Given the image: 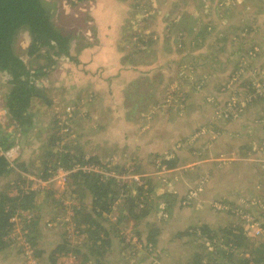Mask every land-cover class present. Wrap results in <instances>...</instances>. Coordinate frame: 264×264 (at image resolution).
<instances>
[{"label":"rangeland","instance_id":"obj_1","mask_svg":"<svg viewBox=\"0 0 264 264\" xmlns=\"http://www.w3.org/2000/svg\"><path fill=\"white\" fill-rule=\"evenodd\" d=\"M45 1L72 32V55L31 56L29 30L19 33L16 50L32 72L47 66L32 76L48 98L33 101L28 131L5 107L10 74L0 70V137L14 141L1 147L13 169L0 192L41 190L39 207L12 218L0 264H51L62 240L70 249L55 253L58 264H242L251 239L264 243V0ZM63 146L101 157L75 169L120 181L102 216L111 243L89 261L92 235L76 209L91 210L93 196L73 193L64 167L40 175ZM146 178L153 191L139 196ZM131 196L147 198L140 219L128 213ZM235 232L246 236L238 247Z\"/></svg>","mask_w":264,"mask_h":264},{"label":"trees","instance_id":"obj_2","mask_svg":"<svg viewBox=\"0 0 264 264\" xmlns=\"http://www.w3.org/2000/svg\"><path fill=\"white\" fill-rule=\"evenodd\" d=\"M22 29H28L31 34L32 40L28 47V53L31 56H43L42 50L44 48H47L56 57L61 55L71 56L73 35L71 31L56 25L52 8L45 0H0V70L7 71L10 74L9 82L11 83L4 103L11 119L23 131H28L34 123V112L31 110L33 101L36 98H48L46 87L37 83V77L32 78V76H39L47 66L42 65L37 67L35 72H32V69L17 52L15 44ZM49 61L50 64H53L55 59L49 56ZM47 101L51 100L47 99ZM13 143L14 141L11 142L9 136L0 137V177L8 174L13 169L10 159L3 153L1 147L7 149ZM88 154L85 150L79 152L77 148L63 146L62 150L57 152L49 151L46 159L42 160L43 167L40 170L41 177L48 179L59 167H64L71 171L68 174L70 176V178L68 176V182L73 193L83 190V194H85V190L88 189V193L93 196L91 210H87L83 205L78 206L77 209L75 206L76 213L79 216L77 223H79L81 231L90 232L92 235L90 238L92 240L91 251L85 255L84 261L91 260L93 253H103L111 243L110 232L103 223L102 216L106 211H110V202L118 197L119 192L115 187L120 182L114 175L109 176L88 168L75 169V166L81 163L83 165L102 164L101 157L97 153L87 156ZM55 156H57L56 159ZM165 161L167 167H173V162L170 160ZM20 166L28 170L22 163H20ZM153 187L151 180L146 178L144 183L138 185L139 196H145L146 192H152ZM40 191L39 189H20L15 194H10L6 190L0 192V248H4L5 245L11 243V238H7V236L13 230L15 224L12 218L22 210H33L39 207L37 198ZM129 200H131L128 208L129 215L140 219L148 213L147 198H144L145 201L141 199L142 205L133 196L129 197ZM29 219L28 225L30 226L38 223V218L30 217ZM201 228L206 232L209 225L204 224ZM34 230L36 229L30 227L29 232ZM231 233H234V231H231ZM151 236H149L150 240L155 242ZM245 237L244 234L235 232L231 240L232 245L235 247L243 245ZM99 241L101 242L99 243ZM35 244L36 242L33 240V246ZM68 246L67 241L58 242L49 255L51 264H58L59 257L55 253L69 250ZM75 251H78V249L75 248ZM35 255L41 256L42 252L37 251ZM242 264H264V243L254 246L251 239V255L244 258Z\"/></svg>","mask_w":264,"mask_h":264},{"label":"crops","instance_id":"obj_3","mask_svg":"<svg viewBox=\"0 0 264 264\" xmlns=\"http://www.w3.org/2000/svg\"><path fill=\"white\" fill-rule=\"evenodd\" d=\"M90 46H93V45H90ZM90 46L88 47L87 46V48L85 47V49L83 50V55L86 53V51H88L89 49H90ZM96 61V59H94L93 61H91V65H93L94 67L96 66L95 64H94V62ZM107 68H111V67H113L112 65H110V66H106ZM109 70V69H108Z\"/></svg>","mask_w":264,"mask_h":264},{"label":"built area","instance_id":"obj_4","mask_svg":"<svg viewBox=\"0 0 264 264\" xmlns=\"http://www.w3.org/2000/svg\"><path fill=\"white\" fill-rule=\"evenodd\" d=\"M71 109V108H70Z\"/></svg>","mask_w":264,"mask_h":264}]
</instances>
